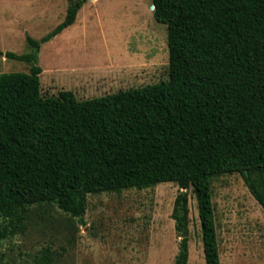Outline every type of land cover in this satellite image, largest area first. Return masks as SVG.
<instances>
[{"label": "trees", "instance_id": "16d2710c", "mask_svg": "<svg viewBox=\"0 0 264 264\" xmlns=\"http://www.w3.org/2000/svg\"><path fill=\"white\" fill-rule=\"evenodd\" d=\"M70 1L61 24L27 36L30 52L5 53L31 69L0 73V238L25 230L32 205L54 203L83 222L89 194L174 182L172 264L189 261L191 188L206 264H222L213 179L240 173L264 209V0H152L168 28V80L44 96L39 54L76 22L85 0Z\"/></svg>", "mask_w": 264, "mask_h": 264}, {"label": "rangeland", "instance_id": "374dc122", "mask_svg": "<svg viewBox=\"0 0 264 264\" xmlns=\"http://www.w3.org/2000/svg\"><path fill=\"white\" fill-rule=\"evenodd\" d=\"M70 0H0V73L29 72L31 63L8 58L31 51L67 17ZM152 0H85L77 20L42 45L44 96L73 91L88 99L169 79L167 25ZM222 264H264V209L238 172L213 179ZM180 188L162 182L145 189L88 195L80 222L54 203L29 207L25 230L0 238V264H172L180 238L172 218ZM190 257L206 264L198 204L189 189ZM8 224L0 214V230ZM13 226L8 225L11 230Z\"/></svg>", "mask_w": 264, "mask_h": 264}, {"label": "water", "instance_id": "95a60500", "mask_svg": "<svg viewBox=\"0 0 264 264\" xmlns=\"http://www.w3.org/2000/svg\"><path fill=\"white\" fill-rule=\"evenodd\" d=\"M76 1H81V0H76ZM153 8H154V6H153Z\"/></svg>", "mask_w": 264, "mask_h": 264}]
</instances>
